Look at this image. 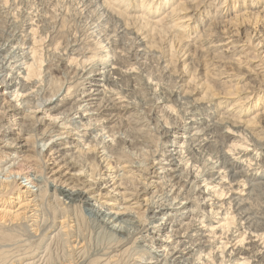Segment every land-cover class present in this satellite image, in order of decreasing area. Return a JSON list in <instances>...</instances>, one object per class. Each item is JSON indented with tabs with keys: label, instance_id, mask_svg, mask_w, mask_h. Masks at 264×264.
<instances>
[{
	"label": "bare ground",
	"instance_id": "bare-ground-1",
	"mask_svg": "<svg viewBox=\"0 0 264 264\" xmlns=\"http://www.w3.org/2000/svg\"><path fill=\"white\" fill-rule=\"evenodd\" d=\"M11 1L13 5L11 11L20 8L19 1L18 3L17 0ZM180 1L131 0L128 5H131L133 10L141 9V14H138L136 19L133 16V23L136 21L139 23L136 26L134 25L136 29L132 32L127 27L129 21H124V23L122 22L123 19L122 21L119 20V15L116 16L115 13L109 10L105 11V8H102V0H78V3H82L81 7H83L84 13L73 8L74 4L71 0H38L37 2L32 0V3L29 2L28 10L34 7L35 12L38 10L41 14V19L39 18L40 20L36 22L35 29H32L34 26H30L31 30H37L38 23L39 25L44 23L43 26H48L46 32L50 34V37L45 52L48 54L52 52L53 58L57 57V59L54 58L56 59L54 61L47 59V64L42 71L37 69L41 68V64L38 66L35 64V67L34 62L27 66V73L24 76L26 75L27 79L34 76L39 78L43 73L40 80L41 82L44 81V86L39 87L31 98L29 96L23 98L21 103H24L26 109L32 107L35 110L38 109V111L41 109L42 116L36 117L35 120L39 124H46L45 116H49L47 126H50L51 129L58 126L55 117L59 114L65 115L63 123L65 127L75 122L78 123L79 127H82L80 131L78 127H72L66 133L76 130L73 135H79L77 133L79 132V137H81L83 143L77 144L76 142L75 147L78 150V155L72 156L71 159L68 157L67 166L75 171L87 164L91 167L92 173L96 170L99 174L104 169V174L109 172L107 182L112 181L111 189L113 191L117 190L120 195L109 197L112 193H109L108 190L102 193L100 189L97 190L98 186L95 187L93 184L79 188L77 183L79 178L74 177V175L70 178V183L64 186L65 181H60L59 184L53 182L48 184V181L45 180L47 183L44 181L45 184L43 183V186L39 185L41 187L35 192L15 179L10 181L0 179V264H134L135 262L142 264H226L228 262L230 264H250L251 260L254 264H264V131L261 130L262 128L257 130V127H253L257 122L260 123L261 116L256 121L248 119L243 121L242 124L239 122L240 115L236 116L264 104V91L262 94L258 92V90H262L260 89L261 86L264 87V49L259 47L262 39L258 35L261 30L257 28L259 21H264V6H262V10L247 11L254 4H263L264 0H252L248 4L245 3V0H241L242 3L238 6H236L238 0H229L230 7L234 9V16L229 19V22L237 26L238 29L234 30L236 34L239 33L240 26L242 27L241 34L243 33L242 38L240 37L241 50L239 49L235 54L231 53L236 56V60L234 59L235 64H231L232 61L227 59L231 55L227 56L225 52L220 50V47L211 46L212 43L215 44L221 41L222 37L220 34L213 35L215 31L217 32L215 27L219 24V26L225 28V25L222 26L220 21H216L217 23L209 21L207 24H202L203 18L209 16L212 12L211 9H205L207 4H212V9H214L212 14L217 15L218 9L226 0H205V2L196 0V3H194L195 0ZM8 2L9 0H0V9L6 7L5 4L7 5ZM201 2L205 3L201 5L202 7L199 6ZM108 3L110 4V2ZM58 4H60L59 7ZM166 6L164 14L163 9ZM192 6H194V9L200 7L196 9L197 11L200 10L197 14L195 13L194 18L196 20L194 22H201L202 24L201 36L208 39L209 46L205 47V52H208L212 57L210 58L212 59L211 62L213 63L214 59L218 58L219 62L220 60L226 61L223 63L224 65L215 67L214 71H206L209 74H205L202 84V90L205 91V94L215 97L221 92L224 96H238V92L246 88L247 83L242 84L245 78L250 79L254 75L253 77L257 79L258 84L255 86L258 85V89L253 84L250 86V92H254L253 95L257 96L254 102H251L248 106L247 104L242 105L239 101L241 97L238 96L234 99L233 104L240 102L236 112L230 114L232 115L230 117L236 118V120L220 117L221 112L216 116H213L214 114L207 115V118L201 121L196 118V112L207 110L205 108L206 103H199L203 97L201 99L193 97L195 86L201 84H195L191 87H186L184 84V87L180 90L183 93L180 98L181 103L178 105L184 107L180 108V111L176 108L173 96L177 94L172 90L182 79L180 74L187 72L181 69L179 75H177L179 70L176 68L177 59L175 58L182 51L183 55L188 52V56L182 64L185 69L190 66V75L192 72L193 76L199 58L197 52L198 54L201 53L196 50L198 48H188L186 45H182L176 55L177 50L173 51L174 46L170 42L168 49L170 53L167 52L170 58L167 57L168 55H162L158 52L159 50L151 49L156 45L159 47L156 46V48L162 49L160 43L168 33V25L163 22V20H166L164 17L168 19L172 13L187 11ZM4 10L0 15V45L3 41H8L9 30L12 27L9 15L14 14L13 11L10 13L6 8ZM58 10H61V14L63 13L60 14L59 18L57 17L59 20L52 14L53 11ZM70 10L73 11L72 14L90 18L94 21L93 24L97 23L95 27L99 29L98 34L104 33L102 35L104 39L101 41H108L111 47V63L113 65L111 69L116 68L115 70H104V67H100L101 63L98 61L102 60V55L93 53L85 59L90 61L88 69L84 64L85 61L77 63L75 58H71L66 65L62 64L65 60V55L61 54L62 49L66 50L69 44L75 45L79 41L75 34L69 40V34L61 32L66 23L67 13ZM126 13L127 11L124 10L119 14L124 15ZM149 14L154 15L153 18L160 14L162 16L160 15L156 22H151L152 18L149 19ZM18 16L15 18L17 19ZM12 17L14 18L13 15ZM174 26L183 29L184 32L189 24L188 22L175 21ZM147 27L149 28L147 29ZM22 28L20 27L21 32L24 33ZM191 29L192 31L196 30L194 26ZM183 32L175 30L172 39H175L178 42L177 44L182 41L183 37L181 35L183 36ZM142 34L144 35L140 38ZM256 35L257 39L255 38ZM25 36L27 34L20 36V45L25 44ZM213 36L214 38H212ZM61 39H63L64 46L59 50L58 42ZM125 39H129L130 43L125 44ZM101 43L99 41L95 42L93 44L94 49L97 45L100 46ZM73 45H70L69 51L78 50ZM139 47L142 48L139 49ZM31 50L36 57L34 47ZM85 50L88 49L83 46L76 54H84ZM18 56L13 55V57ZM95 58L96 61H94ZM255 59H258L257 64L253 62ZM36 60L37 58L34 59V61ZM43 61L39 58V63ZM163 62L166 65H163ZM169 65L170 68L167 70ZM257 66L258 68L262 67V69H256ZM0 68L1 73L3 66ZM122 68H125L124 71ZM132 68L139 71L134 72L131 70ZM229 71L232 74H226ZM69 72L72 73V77H75L72 82H68L72 78ZM56 73H60L64 77L70 76V78L68 80L63 79L61 82ZM174 73H176V76H174ZM143 74L148 79L157 80L156 82L159 84L160 82H166L167 87H161L159 89L161 94H156L149 87L150 85L148 86L143 81ZM223 75H227V79L217 85L215 79L221 78ZM23 79L20 81L19 90L26 91L28 87ZM15 80L16 78H11L6 83L5 76H2L0 83H5L4 89L11 86H15L16 89ZM185 80L182 81L185 82ZM12 81V85L9 86V82ZM62 88L66 89V94L61 99L56 98L52 101V98ZM246 97L249 98L250 96L247 95ZM101 99L104 100L103 106L100 105ZM158 99H163L161 104L155 101ZM143 100L145 102L146 100L149 101L146 107H144L145 103L142 104ZM229 104L231 103L228 102L227 105ZM219 105H221V102L216 104V107H219ZM78 107H81L82 110L78 111ZM165 107L175 109L179 113L178 118H173L171 128H164L159 131L153 130L151 127L152 124H155L153 117L157 116ZM9 109L15 113L19 112L15 105H10ZM261 113L260 115H263L264 110ZM74 114H78V116L75 117ZM200 114L202 115V113ZM184 115H190L191 120H189V123L184 122ZM74 118L78 120L75 121ZM33 126L34 123L21 124L22 131L27 133H31L34 129ZM0 127L2 126L0 125ZM223 127L241 135L245 134L243 138L252 142L251 144L256 152L247 155L243 149L236 148L237 143H231L232 146L228 150L226 149L227 152H232L231 155L223 151L228 140L232 138L240 140L237 137L238 135L234 136L226 130V132L222 131ZM90 129L99 130L107 137L111 136L113 138L109 140H104L101 137L96 140L89 139L87 134ZM247 133L251 134L252 138L247 136ZM187 141H190L191 145L196 143L197 149L200 150L199 156L201 154H203V158L207 156L206 159H202V165H196L199 159L196 160L195 152H199V150L187 148L185 146ZM11 143L6 147L7 149L16 148V146L11 147ZM86 145L87 149H84ZM238 145L244 148L247 147L246 144H243V141ZM184 148L186 149L182 152ZM232 155L235 156L232 157ZM187 156L189 157L187 158ZM209 157L211 159H221L220 165L216 168L228 172L218 176L216 184H212L216 182L215 180L211 181L214 163L210 160L205 164ZM148 161L154 163L155 166H158V170H161L159 172L161 175L158 176L161 181H158L159 190L156 193L152 192L151 196L146 198L144 195L147 194V188L151 184V181H147L146 174H144L149 168L145 165ZM112 169H115V171L110 172ZM97 172L95 173L97 174ZM114 173L116 174L114 175ZM39 179H35L32 184L35 183L36 186L41 184ZM199 181H205L206 184L199 185ZM209 185L212 189L214 188L212 191L211 188L209 189ZM217 187L218 189H216ZM85 188L86 190H84ZM96 192L98 193L95 195ZM228 192H230L229 196L224 199ZM102 198L105 200L100 201ZM181 200H185V202L182 203ZM96 203L98 204L96 205ZM217 203L219 204L217 205ZM115 205L117 207L122 205L121 210L123 209L125 212H111L110 209L115 208ZM133 205L135 207H132ZM142 207L144 210L140 212ZM220 209H222L220 212L222 215L218 217ZM215 219L218 220L215 221ZM115 223L118 224L115 232L120 225H122L123 231L116 232V237L112 242H108L102 247L99 244V247L97 246L98 251L89 252L88 237L86 238L85 233L87 228L88 230L99 229L110 233L111 231L108 232L107 229H113ZM128 226L133 228L132 231L127 229ZM124 228L126 229L124 230ZM203 232H207L208 235H203ZM236 232L238 234L234 237ZM98 234L100 236V233ZM137 235L150 242V246L142 254L136 251ZM216 235H218L216 243H220V245L218 244L219 247L217 248L219 252L214 253L216 245L213 244V239ZM251 237H255L262 242L258 244L250 241L243 244L245 239L251 240ZM211 238L212 241H210ZM231 238V241L235 239L236 241L227 252L225 249L227 243H231L229 241ZM184 250L187 251L183 253ZM201 253H203L202 257ZM187 254H190L189 258L186 257ZM144 256L147 258H143ZM205 256L206 258L203 260ZM159 257L163 258L158 261ZM200 260L203 261L200 263L198 262Z\"/></svg>",
	"mask_w": 264,
	"mask_h": 264
},
{
	"label": "rangeland",
	"instance_id": "rangeland-1",
	"mask_svg": "<svg viewBox=\"0 0 264 264\" xmlns=\"http://www.w3.org/2000/svg\"><path fill=\"white\" fill-rule=\"evenodd\" d=\"M18 1H19V7L20 8H18L17 10L15 9L14 11L12 10L14 14H11V16L9 15L10 24H11L12 27H10V30H9L10 34H9L8 41H3L2 44L0 45V62H1L0 63V67L3 66L2 72L0 73V80H1L2 76L3 77L5 76V81H6V83H8V80H10L11 78H14V79L16 78L15 83L17 84L16 89H15V86H11L8 89H4L5 88V83H0V125L2 126V127H0V145L3 146L2 150H0V166H1L0 167V179H7L9 181L12 180V179H15L16 181L21 182V184L26 185V187H29L32 191L35 192V191H37V189L39 187L43 186V183H44L45 180L48 181V184H50L51 182H53L54 184L55 183L59 184L60 181H62V182L65 181L63 183V186H64V185L70 183V181H71L70 178H72V175H74V177L79 178V180L77 182L79 188H82L83 186H86L88 184H93L95 187L98 186L97 190L100 189V191L102 193H104L106 190H108L109 193H112V194L109 195V197L110 196H114V195L119 196L120 194L118 193V191L117 190L113 191V189H111V187H110V185L112 184V181L107 182L109 180V177L107 176L109 172H105L106 174H104V169L101 170V172L99 174L96 170L92 173L91 167H89L87 164L84 165L83 167L79 168V169H76L75 171L72 170L71 167L67 166L66 163L68 161V157L71 159L72 156L74 157V156L78 155L77 154L78 150L76 149L75 145L83 143L81 137H79V135H80L79 132H77L79 135H73V133H76V130L70 131V133H66V131L68 129L72 128V127H76V128L78 127V129L80 131L82 129V127H79L78 123L75 122L72 125H67V127H68L67 128V127H65L63 125L64 119H65V115L64 114H61V115L59 114V115H57V117H55L56 118L55 120H57L56 123H58V126L51 129L50 126H47L48 120L50 119L49 116H45L46 117L45 118L46 119L45 120L46 124H44V123L39 124L38 121L35 120L36 117L42 116L41 113H40L41 109H39V111H38V109L35 110V108H33V107L29 108V109H26L24 107V103H21V100L23 98H26L27 96H29L31 98L33 96L32 94L35 93L36 90L39 87L44 86V81L41 82V80H40L41 79L40 77L43 76V73L41 74V76L39 78L34 76L31 79L30 78L27 79L25 77L26 75L24 76V74L27 73V70H26L27 66L29 64L35 62L34 63L35 67H36V65L38 66L39 64H41L40 65L41 68L40 69L37 68V69L39 71H42L45 68L46 64H47V59H49V60L52 59L54 61V60L57 59V57H54V58H56V59H54L52 52L49 51L50 52L49 54L47 52H45L46 51V45L49 43V37H50V34L46 32V29H47L48 26L47 25L43 26L44 23H42L40 25L38 23V28L39 29L37 28V30H35L36 32L34 30H31V27H33V26L34 27L32 29H35L36 22H38L41 19V14L39 13L40 11L38 12V10H37L35 12L34 7H32V9L30 8L28 10V6H29L30 3H32V0H17V3H18ZM37 1L38 0H36V1L34 0V2H37ZM71 1H72V4H74L73 8H76V9H78V11H81L82 13H84V10L82 9L83 7H81L82 3H78V0H71ZM130 1L131 0H104V1L102 0V2H103L102 8L104 7L105 11L109 10L110 12L115 13L114 15H116V16L119 15L118 18H119L120 21H122V19H123L122 22H124V21L128 22L129 21L127 27L132 32V31H134L136 29L135 28L136 24L139 23L137 21L135 23H133V21H132L133 20V16L136 19L138 17V14L139 15L141 14V9L137 8V9L133 10L131 5H128L130 3ZM230 1L226 0V2L221 6V8L218 9V11H217L218 14L217 15L216 14L215 15L212 14V12H214V9H212L213 8L212 4H207V7L205 6L206 7L205 9L206 10L207 9H211L212 12H211V14L209 16L203 18L202 24L203 25L207 24L209 21L212 22V23H215L216 21L217 22L220 21V22H222V23H220V24H222V26L225 25V28H222L221 26H219V24L215 27L217 29V32L215 31L216 33L214 32L213 35H215V34L219 35L220 34L222 36L221 37V41H218L215 44L212 43L213 45H211V44L210 45L218 47V48L220 47V50L225 52L227 56L231 55L227 59L229 61H232L231 62V64H232L236 60V56H233L232 54H235L236 51L238 52L239 49L241 50L240 45L242 44V42H240V41H241L243 33L241 34V28L242 27L240 26L239 33L236 34L234 30L238 29L237 26H235L233 23L229 22V19L234 16V11H233L234 9H232V7H230V4H229ZM251 1L252 0H245V3L248 4ZM20 2H22L21 3L22 5L20 4ZM106 2L107 3L110 2V4L109 3L107 4ZM180 2H184V1L181 0ZM196 2L197 1L195 0L194 3H196ZM203 2H205V0H203ZM203 2H201V4L199 5L200 7H202L201 6L202 4H205ZM11 3H12V1L10 2V0H9L7 5L5 4L6 7H3V8L0 9V12H1L0 15H2V12L5 11L4 10L5 8H6V10L8 9L7 11L12 13L11 9L13 8V5ZM241 3H242V1L238 0L236 6H238ZM59 5L60 4H58V7H59ZM183 5H185V4L183 3ZM174 6H176V5H174ZM262 6H264V3L263 4L262 3H258L256 5L254 4L252 7L250 6V8L247 11H255L257 9L258 10H262ZM21 7H22V9H21ZM193 7L194 6L189 7L187 9V11L185 10L184 12L176 11V12L172 13L171 17H168V19H167V17H164V19H166V20H163V22H164V24L166 23L165 25H168L167 26L168 27V33L164 36V38L162 39V41L160 43V46H161L162 49H158L159 47L157 45L156 46L158 48H156V46H155L154 48L152 47L151 49H156L155 51L159 50L158 52H160L162 55L163 54L164 55H168L167 52L170 53V50H168L170 42L175 47V48L173 47L174 50L173 49L172 50L174 52L177 50L175 52V54L176 53L178 54V49H180V46L182 47V45L183 46L186 45L188 48L189 47L190 48H198L196 50L197 51L199 50V52H201V53L198 54V52H197V56L199 55V58L197 59V63H196V71L193 72V73H195V74H193L194 78H192L193 77L192 76V72H191V75H190V66L187 69H185V67H183V64H182V62L186 60L185 58H187L188 52L185 53L184 55H183V51L180 52L178 55L176 54L177 58H175V59H177V60H176L175 65H176V68L179 70V71H177V75H179L181 69H182V71L186 70V72H187V73H183L184 75L180 74V77H182V79L180 80V82L172 90L173 92H175L177 94V95L173 96V100H174V103L176 105V108H178V110L180 111V108L182 109V107H184V106H182V107L178 106L181 103L180 102L181 101L180 98L183 95V93H181L180 90L182 89V87H184V84H185L186 87H188V86L191 87L192 85L194 86L195 84L196 85L197 84H201V85L195 86L196 89L194 90L193 97H195V99H201V97H203V99H201L200 102L199 101L198 102L202 103V104L206 103L207 106L205 108L207 110L204 109L202 111L196 112V114H197L196 118H198V120L201 121V120H205L207 118V115H213L214 114L213 116H216L217 114H219L221 112L219 114L220 117H225L228 120L231 119V118H232L231 120H234V119L236 120V118L233 119V117H230V116H232L230 114L232 112H236V109H237V107L240 104L239 101H241L242 105H245V104H247V105L249 104L250 105L251 102H254V100H256L257 96L253 95L254 92H252V93L250 92V89H251L250 86H252L251 84H253L254 86L256 84H258L257 83V79H255L253 77L254 75H252V78H250V79L249 78H245L243 80L242 84L243 83H245V84L247 83L246 86H245L246 88L242 89L241 91L238 92L237 95L239 97H241V100H239L235 104H233L234 99L236 97H238V96H224V94L221 93V92L219 94L215 95V97L214 96L213 97L207 96L205 94V91L202 90V84H203V77L207 73L206 71L210 70L212 72V70L215 69V67H217L218 65H224L223 63L226 62V61L220 60V62H219V58H218V59H214L213 63L211 62L212 59H210V58H212V57L210 56V54H208V52L207 53L205 52L206 51L205 47L209 46L208 45L209 43L207 42L208 39H207V37L201 36V33H202L201 25L202 24H201V22H199V23L194 22L196 20V18H194L195 13L197 14L199 12V10H200L199 9L197 11L196 9H198L200 7L195 8V9ZM39 8H40V6H39ZM166 8H167V6L164 7V9H163L164 10V14H165ZM220 9H221V12H220ZM236 9H238V8L236 7ZM52 10H54V9H52ZM124 10H126L127 13L124 14V15H120L119 13L121 11H124ZM18 11H20V12H18ZM241 12H238V13H241ZM37 13H38V15H36ZM68 13H67L68 17L66 16V23L62 27L61 32L62 33L65 32V33L69 34V36H70L68 38L69 40H71V38L74 36V34L76 35V37L79 39L78 43L75 44V45L69 44V47H70V45H73V47L77 48L78 50L69 51L68 50L69 47L66 50H63L62 49L63 46H64L63 39L59 40L58 49L60 50V48H61L62 49L61 54L65 55L64 56L65 60H63L62 64L66 65V64H68V62H69V60L71 58H75L76 59L75 62H77V63L85 61L86 63L84 62V64L87 66L86 69H88L89 66H90V65L88 66L90 61L89 60L86 61L85 59H86L87 56H89V55H91V53H93V54H97V55L98 54L102 55V58H101L102 60L98 61L99 63H101V65H99L100 67H104L105 68L104 70H107V69H110L111 71L115 70L116 68L115 69H111L113 67V65L111 63L112 62L111 47L108 44V41H106V40L101 41V40L104 39V37L102 36L104 33L101 32L100 34H98L99 29L95 27L97 25V23L93 24L94 21H92L90 18H84L83 16L80 17L78 14H72L73 13L72 10L68 11ZM16 14L19 15L17 19L15 18L17 16ZM52 14H54L56 19H58L60 17L61 10L60 11L59 10L58 11H53ZM162 14H163V12H162ZM162 14H160V15L162 16ZM12 15L14 16V18L12 17ZM120 16H121V19H120ZM153 16L154 15L149 14V19L152 18L151 22H154V21L156 22L157 19H159V16H157V14H156V16H157L156 18H153ZM20 19H22V20H20ZM13 20H14V22H13ZM130 20H131V22L133 24L130 22ZM90 21H92V23H90ZM175 21L176 22L179 21L180 23L188 22L189 26L183 32V29L181 30L178 27L174 26ZM257 25H258L257 28H259V30H261V31H259L258 35L260 36V39H262V42L259 44V47H261V49H264V21L263 20H262V22L259 21V23ZM192 26H194L196 30L192 31V29H191ZM20 27L21 28L23 27L22 29L24 30V33L21 32ZM148 28L149 27H147V29ZM40 29H42L45 32H43ZM175 30L178 31V32H183L182 33L183 36L181 35V37H183V39L181 41L182 43L179 42V44H177L178 42H176L175 39H174L175 41L172 39L173 35L175 34ZM108 31H110V30H108ZM34 32H35V34H34ZM24 34H27V36H25L26 37L25 38L26 42H25V44L20 45V36H23ZM41 34H43V35L40 36ZM138 34H140V32H138ZM143 35L144 34H142V36H140V38H142ZM212 38H214V36ZM255 38L257 39V35H256ZM125 40H126V42H125ZM125 40H124L125 44L126 43H128V44L130 43L129 39H125ZM144 40H146V39L144 38ZM97 41L102 42V43L100 44V46L97 45L96 49H94V45L93 44L95 42H97ZM172 41L175 42V43L173 44ZM90 44H91V47H90ZM187 44H189V45H187ZM83 46H84V48H87L88 50H85L84 54H76V53H78L80 51V49ZM33 47H34V50L36 51L34 53V54H36V57H35V55H33V52L31 50V48H33ZM141 48L142 47H139V49H141ZM189 52H191V50H189ZM13 55H15V56L19 55V56L18 57H13ZM262 55H263V53H262ZM34 57L37 58L36 61H34V59H35ZM167 57L170 58V55H168ZM39 58L41 60H44L43 61L44 63L43 62L39 63ZM96 58H95L94 61L97 60ZM98 60H100V59H98ZM37 61H38V63H37ZM257 61H258V59L253 60L254 63H256ZM163 65H166V63L163 62ZM213 65H216V66H213ZM169 68H170V65L167 66V70ZM259 68H260V70L262 69V67H259ZM259 68L257 66L256 69H259ZM124 69L125 68H122L123 71H124ZM131 70L134 71V72H138L139 71L138 69H135V68L134 69L132 68ZM229 73H230V71L227 72L226 74H228V75L232 74V73H230V74ZM58 74H60V73H56V76L60 78L61 82H62L63 79H67L68 80V78H70V76L72 77V73H70V72H69V75H70L69 77H64V76H61V74L60 75H58ZM207 74H209V72ZM67 75H68V73H67ZM174 76H176V73H174ZM142 77H143L142 78L143 81H145L148 86L150 85L149 87H151L152 91L153 92L155 91L156 94H161L159 92V89L161 87H165V88L167 87L166 86V82H160V84H159V83L156 82L157 80L148 79L147 77L144 76V74H143ZM74 78L75 77H72L71 79L68 80V82H72ZM185 78H186L187 81L185 80ZM189 78H192V79H189ZM22 79H23L24 82H26V86L28 87V89L26 91L19 90L20 81H22ZM224 79H227V75H223V77L218 78V79L216 78L215 79L216 84L220 85V82L223 81ZM182 80H185V82L187 84H189V85H187ZM249 82H250V84H248ZM253 82L254 83L256 82V83L254 84ZM12 83H13V81L9 82V86L12 85ZM30 86H32V88H30ZM255 87H257V89H258L259 86L257 85ZM260 89H262V90H258V92H260V94H262L263 91H264V87L261 86ZM13 90H15V91L13 92ZM16 90H18V91H16ZM32 91H34V92H32ZM66 92H67L66 89L62 88L57 93V95H55V97L52 98V101H54L56 98L57 99H59V98L61 99V97L66 94ZM179 93L181 95H178ZM247 95H248V97L249 96L250 97L247 98L246 97ZM74 99H76V98H74ZM143 101L144 102H142V104L145 103L144 107H146L148 105L147 103L149 101L148 100H146V102H145V100H143ZM155 101L158 104H161L163 99H158V100H155ZM207 101H209V102H207ZM152 102H153V100H152ZM219 102H221V105H219V107H216V104H218ZM228 102H230L231 104L227 105ZM10 105H15V107H17L19 109V112L15 113V112L11 111V109H9ZM80 109H81V107H78V111L82 110V109L81 110ZM255 109H257V110L255 111ZM3 110H5V112H3ZM263 110H264V104H260L258 107L253 108V109L251 108V110H248V112H246L244 114L242 112V113H240V114H238L236 116L240 115L239 116L240 117L239 122L241 124H242L243 121H247L248 119H252V120L256 121V119L261 116L260 119H259L260 123L257 122L256 124L253 125V127H255V128L257 127L256 128L257 130H260L262 128L261 130L264 131V113H263V115H260V114H262L261 112H263ZM200 113H202V115ZM233 114H235V113H233ZM73 116L77 117L78 114L77 115L74 114ZM189 116L190 115H184L183 118H184V122L185 123L186 122L187 123L190 122L189 120H191V118H189ZM28 118H30V119H28ZM74 119H75V121L78 120L77 118H74ZM23 120H25V121H23ZM24 123L25 124L26 123H32V124L34 123V126L32 127L34 129L31 131V133H27V132H23L22 131L21 124H24ZM225 130L231 135H234V136L238 135L237 137L240 139L239 140L240 142L238 141V139H234V138L228 140V142L225 143V147H224L223 151L227 152L228 148L231 147L232 144L237 143L236 148H238L239 150L243 149V151H245V153L247 155L254 154L256 152L255 149H253V146L251 144L252 142L246 140V138H243L245 136V134L241 135V134L236 133L234 131H233L234 132V134H233V132L231 130H228L225 127H223L222 131H225ZM247 134H248L247 136H251V138H252L251 134H249V133H247ZM184 136H186V134H184ZM87 137H89V139H95V140L98 139L99 137L103 138L104 140H109L107 135H105L103 132H101L99 130H94V129H90L89 130V133L87 134ZM247 138L249 139V137H247ZM10 140L11 141L14 140V141L11 143ZM242 141H243V144L247 145L246 148L240 147L238 145ZM263 141H264V139H263ZM76 142H77V144H76ZM9 143H11V147L16 146V148H12L11 150L7 149L6 147L9 145ZM185 146H187V148L189 147V149H193V150L195 149L197 151L199 150V149H197L196 143L191 145L190 141L189 142L187 141L185 143ZM81 147H82V144H81ZM86 147H87V145L84 146V149ZM185 149L186 148H184L182 150V152L185 151ZM199 153H200V150H199V152H195L196 160L199 159L198 163L196 165H199V164L202 165V159H206L207 158V156H205L203 158V154H201L199 156ZM227 153H229L231 155L232 152L228 151ZM184 155H186V153H184ZM240 155H236V156H240ZM234 156L235 155H232V157H234ZM188 157L189 156H187V158ZM210 160H211L212 163H214V168L212 170V174L213 175H212L211 181L215 180L216 182L212 183V184H216L217 181H218V179H216V178L218 176H220L221 174H227L228 172H226V171L223 172V169H217L216 168V167H218L220 165L221 159L217 160V158H212L211 159V157H209V160L205 161V164H207ZM244 163H245V161H244ZM253 163H254V161H253ZM145 165H147L149 168H148L147 172H144V174H146L147 181H149V182L151 181L150 186H148V188H147V194L144 195V197L148 198V197L151 196L152 192L156 193L159 190V188H160V185H158V183H159L158 181H161V180L158 178V176L161 175V174H159V172L161 170H158V168H157L158 166H155L154 163L152 164L151 161H148ZM253 166H256V165H253ZM114 171H115V169H112V171H110V172H114ZM153 171H155L154 173H158V174L155 175L153 173ZM95 172H97V174ZM115 174L116 173H114V175ZM34 178L35 179L40 178L39 180L41 181V184H38L37 186L35 185V183L32 184V182L35 181ZM41 179H43V180H41ZM223 180H225V179H223ZM198 184L199 185H205L206 182L205 181H201V182L199 181ZM39 185H41V186H39ZM209 186H210L209 187V189H210L211 185H209ZM69 187H70V185H69ZM213 189L211 188L210 190L212 191ZM216 189H218V187ZM84 190H86V188ZM97 193L98 192H96L95 195ZM126 194H127V192H126ZM229 194H230V192H228V194L225 195L224 199H227ZM106 199H108V198H106ZM104 200L105 199L102 198V200H100V201H104ZM116 202H118V201H116ZM181 202L184 203L185 200H183V201L181 200ZM215 202H216V200H215ZM125 203L128 204L127 202H125ZM97 204L98 203H96V205ZM218 204L219 203H217V205ZM105 206H107V205L105 204ZM116 207H117V205H115V208L110 209V211L111 212L118 211L119 213H124L125 212L123 209L121 210L122 205H119L117 208ZM123 207H124V205H123ZM132 207H135V205H133ZM143 210H144V208L142 207V210H140V212H143ZM107 211H109V210H107ZM221 211H222V209L219 210V213ZM221 215H222L221 213H220V215L218 214V217H221ZM218 219H215V221H217ZM117 225L118 224L115 223V226H114L113 229H111V230L107 229L108 232L111 231L110 232L111 234L107 233V232H103V231H101L99 229H94V230L90 229V230H88V228H87V232H85V233H86V238L88 237L87 238V240H88L87 241L88 242L87 245H88V248L90 250L89 252L98 251L99 249L97 250V248L99 247V244H101V247H102V246L106 245V243L108 244V242H112L115 239L114 237H116V232L123 231V227H122V225H120V226H118L117 231L115 232V228H116ZM125 229L126 228H124V230ZM127 229L128 230L130 229L132 231L133 228L131 226H128ZM98 233H100V236H99ZM102 233H103V235H101ZM237 234H238V232L234 233V237ZM203 235H208V233L207 232H203ZM216 236L213 239V242H214L213 244L216 245L214 247V253L219 252V250H217V248L219 247L218 244L220 245V243H216V239H218V235H216ZM95 237H96V239H95ZM232 238L229 241H231ZM137 241L135 243V246H136V248L138 250L136 248L135 249H136L137 252H141L140 254H142V253H144V250L147 249L150 246V242L147 241V240H143L139 236H138ZM210 241H212V238H211ZM235 241H236V239L234 241H231V243H227V247H226L225 251L228 252V250H230L229 249L230 246L233 245L235 243ZM250 241H254L255 243H258V244H260L262 242L261 240L255 238V237H251V240L248 239V238L245 239L243 244H247ZM90 243H91V245L89 246ZM236 246H234V247H236ZM263 246H264V244H263ZM183 248H181V249H183ZM186 251L184 250L183 253L186 252ZM202 256H203V253H201V257ZM186 257L189 258L190 254H187ZM143 258H147V257L144 256ZM162 258L163 257H159L158 261H160ZM205 258H206V256L203 258V260H205ZM203 260H200L198 262L201 263ZM143 261L145 262L146 260H143ZM132 262H134V261H132ZM162 263H164V261H162ZM134 264H142V263L135 262ZM226 264H230V263L228 262ZM250 264H254L252 262V260L250 261Z\"/></svg>",
	"mask_w": 264,
	"mask_h": 264
},
{
	"label": "clouds",
	"instance_id": "clouds-1",
	"mask_svg": "<svg viewBox=\"0 0 264 264\" xmlns=\"http://www.w3.org/2000/svg\"><path fill=\"white\" fill-rule=\"evenodd\" d=\"M100 105H104V100L101 99ZM179 113L175 109H169L165 107L162 109L157 116L153 117L155 119V124H152L151 127L153 130H162L164 128H171L172 127V120L174 117L178 118ZM99 122V121H98ZM109 139L113 138L111 136L108 137ZM2 145H0V150H2ZM146 223V221H145Z\"/></svg>",
	"mask_w": 264,
	"mask_h": 264
}]
</instances>
